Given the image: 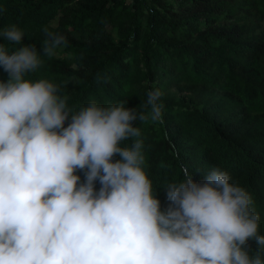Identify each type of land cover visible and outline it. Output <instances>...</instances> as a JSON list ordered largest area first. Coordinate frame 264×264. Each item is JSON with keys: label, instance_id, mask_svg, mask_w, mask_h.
I'll return each instance as SVG.
<instances>
[{"label": "clouds", "instance_id": "clouds-1", "mask_svg": "<svg viewBox=\"0 0 264 264\" xmlns=\"http://www.w3.org/2000/svg\"><path fill=\"white\" fill-rule=\"evenodd\" d=\"M44 32L52 57L67 41ZM24 35L16 25L0 32L15 44ZM42 63L35 45L0 44V264H262L259 250L249 254L250 239L264 248L254 199L227 171L195 181L185 170L162 210L143 140L121 146L140 137L134 121H162L160 89L147 92V113L95 101L71 112L57 85L25 79Z\"/></svg>", "mask_w": 264, "mask_h": 264}, {"label": "trees", "instance_id": "trees-1", "mask_svg": "<svg viewBox=\"0 0 264 264\" xmlns=\"http://www.w3.org/2000/svg\"><path fill=\"white\" fill-rule=\"evenodd\" d=\"M0 9V32L16 25L25 34L0 44L9 53L35 45L43 63L25 79L57 85L69 111L95 101L147 113V92L161 90L162 121H134L140 137L121 146L143 140L162 210L166 187L185 170L203 181L218 168L252 195L264 235V0H0ZM45 28L67 41L52 57L43 53ZM76 174L84 182V170ZM248 244L264 264V248Z\"/></svg>", "mask_w": 264, "mask_h": 264}]
</instances>
